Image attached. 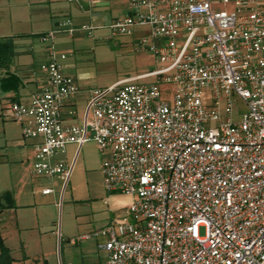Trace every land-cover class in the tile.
<instances>
[{
	"label": "built area",
	"instance_id": "built-area-1",
	"mask_svg": "<svg viewBox=\"0 0 264 264\" xmlns=\"http://www.w3.org/2000/svg\"><path fill=\"white\" fill-rule=\"evenodd\" d=\"M127 7L108 29L132 36L146 28L135 51L151 53L157 66L90 92L81 124L63 119L79 87L63 74L55 41L60 32L71 38L93 29L64 18L37 36L46 84L27 103L8 102L23 140L37 142L31 174L60 178V207L75 164L67 147L79 152L93 141L109 154L104 189L132 202L121 219L78 238L104 239L105 259L96 264H264V0H127ZM238 100L247 112L234 123Z\"/></svg>",
	"mask_w": 264,
	"mask_h": 264
},
{
	"label": "rangeland",
	"instance_id": "rangeland-1",
	"mask_svg": "<svg viewBox=\"0 0 264 264\" xmlns=\"http://www.w3.org/2000/svg\"><path fill=\"white\" fill-rule=\"evenodd\" d=\"M31 1L0 0V39L11 38L16 45L12 71L34 69L39 72L40 56L45 53V46L36 33L44 31L48 25L33 14ZM225 8L230 10V6L213 5L215 11ZM125 15L126 11L122 10L117 18ZM73 23L81 27L77 21ZM84 25L93 29L91 36L78 31L70 38L60 32L55 41L56 55L64 74L73 78L81 89L77 99L79 116L93 90L147 74L157 66L151 53L135 51L136 39L148 35L146 28L135 29L132 36H112L108 26L98 29L89 21ZM162 88L163 91L172 89L170 85ZM12 93L0 88V235L11 256L18 262L16 264H80L85 253H89L90 261L105 259V252L96 247V243L104 239L76 240V246L70 245L67 239L94 233L106 223L121 219L132 198L105 191L101 165L106 153L100 152L93 141L81 147L60 207L55 205L60 199V178L47 180L26 176V182H18V175L24 174L18 162L25 158L27 151L21 146V124L9 117L8 98ZM162 99L171 104V92H163ZM246 112L245 104L238 100L233 106L232 121L239 123ZM74 150L73 146L68 147V155ZM40 186L52 188L55 194L39 195ZM19 193L20 199L16 201L14 198ZM199 234L204 236V228H200Z\"/></svg>",
	"mask_w": 264,
	"mask_h": 264
},
{
	"label": "crops",
	"instance_id": "crops-1",
	"mask_svg": "<svg viewBox=\"0 0 264 264\" xmlns=\"http://www.w3.org/2000/svg\"><path fill=\"white\" fill-rule=\"evenodd\" d=\"M31 4L35 10L33 11V14L37 17V19L41 21V23L48 25L47 29H45L42 32L36 33L37 34L36 37L40 34L54 30V28H56L57 26L58 21L64 18H69L73 20V22L77 21L78 24L81 26L84 25V22L89 21L90 23L94 24V26L97 27L98 29H102L104 28V26H109L115 20L122 18V17L117 18V14H119L122 10L126 11V15L128 14L127 0H80L78 3L73 4L74 6L68 3L67 0H32ZM44 61H46L45 53H41V56H40L41 64L45 63ZM11 72L19 79V88L17 91H10L13 93H12V96L8 98V100H19V101L27 103L29 102L31 95L36 92H39L40 89L46 84L45 76L34 69L19 70V71L17 70L14 71L13 69V71L11 70ZM62 72L64 74V68H62ZM80 95H81V89L79 88V93L75 97L74 101L68 103L62 110L63 119L65 123L67 124L68 123H77V124L82 123L83 115H84L85 108L89 100L90 94L88 96V99L86 100L84 111L82 115L79 116L77 113V110H78L77 99L80 97ZM21 137H22V134H21ZM35 143L37 142L31 141V140H23V143L21 144V146L25 147L27 153H26L25 158L19 160L18 162L19 167H22L23 172H24L23 175L22 174L21 176L18 175L19 178L17 180L20 183L24 180L26 182V176H29L32 179L36 178L35 176L31 174V165L37 154V149L34 146ZM70 146H73L75 150L71 156L68 155L67 150H66L65 158L68 164H71L74 158H75V163H76L78 154L80 152V151L79 152L77 151V147L75 145H69L68 147ZM108 159H109V154L106 153L105 161ZM32 186L33 188L34 186H36L34 182ZM45 187L43 186L39 187L40 188L38 190L39 195L43 196L41 194V190ZM20 195L21 193L15 196L14 199L16 201L17 200L19 201ZM113 195H120V194H113ZM43 197H47V196H43ZM124 212H126V208L124 209ZM0 214H1V210H0ZM109 223H106L103 227H105ZM81 236L83 235H80L79 237ZM78 238L76 239L68 238L67 241L69 242L70 245L76 246L77 244L76 240H78ZM86 241H89V240H83L81 242H86ZM99 245L100 244L97 242L96 243L97 249H99ZM99 251L104 252L100 249ZM100 261L102 260L98 259L97 261H90L89 253H85L82 256V261L80 264H96ZM68 264H72V263H68Z\"/></svg>",
	"mask_w": 264,
	"mask_h": 264
},
{
	"label": "trees",
	"instance_id": "trees-1",
	"mask_svg": "<svg viewBox=\"0 0 264 264\" xmlns=\"http://www.w3.org/2000/svg\"><path fill=\"white\" fill-rule=\"evenodd\" d=\"M16 54V45L11 38L0 39V88L3 91H17L19 79L11 72L12 60ZM10 251L0 236V264H13Z\"/></svg>",
	"mask_w": 264,
	"mask_h": 264
},
{
	"label": "flooded vegetation",
	"instance_id": "flooded-vegetation-1",
	"mask_svg": "<svg viewBox=\"0 0 264 264\" xmlns=\"http://www.w3.org/2000/svg\"><path fill=\"white\" fill-rule=\"evenodd\" d=\"M1 236V235H0ZM2 238V237H1ZM2 241H3V239H2ZM3 243H4V241H3ZM4 245H5V243H4ZM5 247H6V245H5ZM7 248V247H6ZM10 251V250H9ZM10 256H11V252H10ZM12 257V256H11ZM12 259L14 260V263L13 264H16V263H18V262H16V260L12 257Z\"/></svg>",
	"mask_w": 264,
	"mask_h": 264
}]
</instances>
